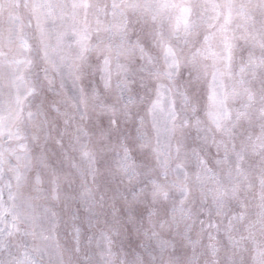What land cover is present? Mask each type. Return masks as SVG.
I'll list each match as a JSON object with an SVG mask.
<instances>
[{"label": "snow or ice", "instance_id": "snow-or-ice-1", "mask_svg": "<svg viewBox=\"0 0 264 264\" xmlns=\"http://www.w3.org/2000/svg\"><path fill=\"white\" fill-rule=\"evenodd\" d=\"M0 264H264V0H0Z\"/></svg>", "mask_w": 264, "mask_h": 264}]
</instances>
